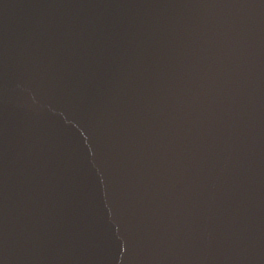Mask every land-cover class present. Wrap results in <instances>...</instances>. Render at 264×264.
I'll list each match as a JSON object with an SVG mask.
<instances>
[{
	"label": "water",
	"instance_id": "1",
	"mask_svg": "<svg viewBox=\"0 0 264 264\" xmlns=\"http://www.w3.org/2000/svg\"><path fill=\"white\" fill-rule=\"evenodd\" d=\"M0 264H264V0H0Z\"/></svg>",
	"mask_w": 264,
	"mask_h": 264
}]
</instances>
